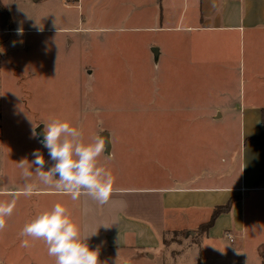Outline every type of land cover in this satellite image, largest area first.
Returning a JSON list of instances; mask_svg holds the SVG:
<instances>
[{
	"label": "rangeland",
	"instance_id": "1",
	"mask_svg": "<svg viewBox=\"0 0 264 264\" xmlns=\"http://www.w3.org/2000/svg\"><path fill=\"white\" fill-rule=\"evenodd\" d=\"M73 35L59 31L23 32L0 46V133H3L0 146L5 152L0 187L19 190L0 193V203L15 200L14 210L11 216L5 217L6 226L0 231V264H55V257L48 255L43 240L23 237L20 233L27 223L56 203L69 210L81 229L79 199L74 201L55 187L45 185L34 172L28 181L35 185L33 193L29 196L23 192L26 182L19 166L22 160L31 162L32 153L38 149L45 159L44 171L55 163L41 139L32 137L33 123L39 126L53 118L66 120L82 133L83 143L93 142L102 132H108L114 149L111 154H101L98 164L113 174V188L168 186L191 175L201 176L207 169L211 170V184L249 185L259 175L256 154L264 153V138L263 151L257 142L261 128H242L239 115H225L215 122L201 113L213 103H223L222 75L211 82V100L203 89L191 100L192 83L184 82L181 87L184 98L178 106L176 51L169 49V56L160 57L158 35L145 33L130 37L129 33L122 32L117 42L91 40L81 45L74 42ZM171 35L167 33L169 43L174 40ZM149 40L159 43L149 46L145 43ZM161 44L164 46V41ZM154 46L159 48L157 62L152 51ZM184 69L190 74L189 68L184 66ZM191 102L199 112L190 108ZM179 124L201 126L200 130H180ZM192 132L198 138V145L194 147L198 152L194 155L190 146L181 148V140L190 139ZM192 156L198 159L193 161ZM34 169L35 165L31 170ZM245 202L247 264H261L253 263L252 259L256 247L264 242V190H247ZM238 212L239 209L236 217ZM228 221L225 216L214 225L216 236ZM180 237H185L182 245L192 240L185 234L171 232L167 240ZM23 240H28V247L22 246ZM222 243L219 249L226 250L237 246L240 239L231 244L225 238ZM215 252L211 246V254ZM198 253L197 244L184 248L177 264H193ZM172 259L169 254L165 259L157 256L151 261L146 258L98 260L100 264H174Z\"/></svg>",
	"mask_w": 264,
	"mask_h": 264
},
{
	"label": "crops",
	"instance_id": "2",
	"mask_svg": "<svg viewBox=\"0 0 264 264\" xmlns=\"http://www.w3.org/2000/svg\"><path fill=\"white\" fill-rule=\"evenodd\" d=\"M64 1L1 0L10 12L13 26L3 29L0 21V46L10 42L13 35L23 32L74 34V42L80 45L91 40L117 42L122 32L129 33L130 37L154 33L160 37V57L169 56V49L176 51L178 106L184 98L181 93L184 82L192 83L191 100L202 89L211 100V82L222 75L225 81L223 103H213L201 113L209 115V119L215 122L225 115H239L242 128L260 127L262 134L264 0H77L69 5ZM169 32L174 39L170 43L166 40ZM145 43L153 46L159 42L149 40ZM184 66L190 69V74L185 73ZM1 101L0 92V104ZM190 108L199 112L195 110L194 102ZM0 120L2 122L1 112ZM200 126L179 124L177 128L200 130ZM1 129L2 123L0 132ZM193 135L192 132L187 141L181 140V148L190 146L191 155L198 152L194 150L198 138ZM243 135L246 138V132ZM2 139L3 133H0V143ZM113 149L112 139L111 153ZM263 155L256 154L259 175L249 185L211 184V170L207 169L201 176L191 175L168 186L113 188L109 202L103 206L82 194L79 198L82 238L96 232L86 242L90 249L98 251V259L109 262L144 258L151 261L157 256L165 259L170 254L177 264L184 248L197 244L199 253L194 256L193 264H199L200 254L201 264H247L246 192L254 188L264 190V185L256 186L264 163ZM192 159L198 157L192 156ZM4 163L5 152L0 146V178ZM17 191L0 187V193ZM233 197L237 198L231 209L221 213L214 224L218 225L228 216V224L222 233L216 236L213 225L206 235L199 236L198 227L210 220L217 206L227 204ZM171 231H184L192 240L182 245L184 237L165 246L163 238ZM227 233L233 236V241L226 236ZM225 238L231 244L238 239L240 243L221 250L219 246ZM177 246L182 248L177 249ZM211 246L216 249L215 253L211 254ZM252 262L264 264V242L256 247Z\"/></svg>",
	"mask_w": 264,
	"mask_h": 264
},
{
	"label": "clouds",
	"instance_id": "3",
	"mask_svg": "<svg viewBox=\"0 0 264 264\" xmlns=\"http://www.w3.org/2000/svg\"><path fill=\"white\" fill-rule=\"evenodd\" d=\"M37 127L38 124L33 123L32 137H43L40 142L55 163L44 171L45 159L38 149L32 153L34 159L31 162L22 160L19 166L26 182L24 194L30 196L34 191L35 185L28 182L34 172L42 183L55 187L74 201L86 194L101 206L107 204L114 190L115 178L111 171L98 164V158L106 153L105 138L98 136L93 142L83 143L82 133L59 118L44 123L41 133L36 132ZM25 163L29 166L25 167ZM33 165L34 171L31 170ZM14 207L15 200L0 203V231L5 228V217L11 216ZM95 234L82 238L80 227L61 203L38 214L20 233L23 237L43 240L48 255L55 257V264H100L98 251L90 249L86 242ZM22 246L28 247V240H23Z\"/></svg>",
	"mask_w": 264,
	"mask_h": 264
},
{
	"label": "trees",
	"instance_id": "4",
	"mask_svg": "<svg viewBox=\"0 0 264 264\" xmlns=\"http://www.w3.org/2000/svg\"><path fill=\"white\" fill-rule=\"evenodd\" d=\"M0 21H1V26L3 29H10L13 26V21H12V17L10 15L9 10L3 5V3L0 0ZM1 41H0V45H1ZM261 123H262V135L261 137L258 139V145L260 146L261 150L263 151L262 148V138H264V107L261 109ZM261 176H260V180L258 181L256 186H261L264 185V163L263 166L261 168ZM237 197H233L231 200H229V202L225 205H221V206H217L212 215L211 218L208 222L201 224L198 229L196 230L197 234L200 236L202 235H206L209 231L210 228L213 227V225L215 224V221L217 219V217L223 213V212H227L231 209L232 203L233 201L236 199ZM167 232L165 233V236L163 238V244L165 246H169L172 242H174L176 239H170L167 240V236H168ZM171 233L173 234H179V235H183L184 231H171ZM179 241H181V237L178 239ZM201 259H202V254H200L199 256V264H201Z\"/></svg>",
	"mask_w": 264,
	"mask_h": 264
},
{
	"label": "water",
	"instance_id": "5",
	"mask_svg": "<svg viewBox=\"0 0 264 264\" xmlns=\"http://www.w3.org/2000/svg\"><path fill=\"white\" fill-rule=\"evenodd\" d=\"M155 61H158L159 58V48L158 47H153L152 49ZM44 128V125L41 124L36 128L37 133H41ZM100 136L104 137L106 140V153L110 154L111 153V140H110V134L108 132H102ZM42 140V136L39 137Z\"/></svg>",
	"mask_w": 264,
	"mask_h": 264
},
{
	"label": "built area",
	"instance_id": "6",
	"mask_svg": "<svg viewBox=\"0 0 264 264\" xmlns=\"http://www.w3.org/2000/svg\"><path fill=\"white\" fill-rule=\"evenodd\" d=\"M76 1H77V0H65L64 2H65L66 5H69V4H73V3H75ZM226 236H227L231 241L234 240L233 236H232L230 233H227Z\"/></svg>",
	"mask_w": 264,
	"mask_h": 264
}]
</instances>
